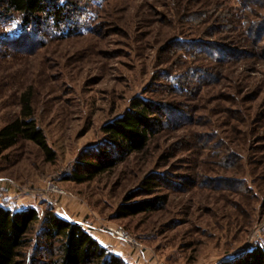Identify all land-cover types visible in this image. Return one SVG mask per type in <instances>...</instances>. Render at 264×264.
<instances>
[{"label":"rangeland","instance_id":"obj_1","mask_svg":"<svg viewBox=\"0 0 264 264\" xmlns=\"http://www.w3.org/2000/svg\"><path fill=\"white\" fill-rule=\"evenodd\" d=\"M58 1L73 2L74 32H50L46 22L7 46L2 39L21 32L19 16L0 19V128L27 96L55 153L46 161L28 141L6 151L0 204L31 194L37 199L14 209L32 206L43 218L51 206L129 264H220L264 248V0ZM134 99L180 113L165 115L146 149L114 169L67 180L85 173L80 163L106 142L103 126ZM150 174L161 181L146 192ZM50 182L65 194L49 193ZM129 195L163 200L117 219ZM111 227L142 250L118 242ZM24 253L26 264H49L35 241Z\"/></svg>","mask_w":264,"mask_h":264},{"label":"trees","instance_id":"obj_2","mask_svg":"<svg viewBox=\"0 0 264 264\" xmlns=\"http://www.w3.org/2000/svg\"><path fill=\"white\" fill-rule=\"evenodd\" d=\"M70 7H73V2L0 0L1 23L16 14L21 31L15 39L9 37L2 39L3 42L7 46L23 44L30 40L33 32L39 33L46 22L51 25L47 24L50 32L54 27L64 32H74L77 24L69 20L67 10ZM131 103L129 110L103 126L106 142L97 149L92 162L80 163L86 166L85 173L71 175L67 180L85 183L114 169L128 156L146 149L150 139L163 128L165 115L175 117L180 113L174 107L167 110L166 105L149 100L134 99ZM20 106L19 115L0 128V158L19 142L28 141L43 152L46 161H53L55 153L35 120L27 96L22 97ZM144 179L141 190L146 192L161 181L151 174ZM133 198L129 195L120 204L115 213L117 219L156 210L158 202L163 200L153 197L132 202ZM34 241L37 250L49 264H129L123 257L103 247L81 223L58 215L51 206L44 209L41 218L32 206L13 210L5 203L0 204V264H26L24 250ZM220 264H264V248L255 247Z\"/></svg>","mask_w":264,"mask_h":264},{"label":"built area","instance_id":"obj_3","mask_svg":"<svg viewBox=\"0 0 264 264\" xmlns=\"http://www.w3.org/2000/svg\"><path fill=\"white\" fill-rule=\"evenodd\" d=\"M0 183L2 184L0 186L1 189H7L8 186L4 180H0ZM46 190L49 193L52 194H65L60 188H58L57 186H55L53 183H48L47 184V188ZM108 232L111 234V236H113L118 242L123 243L124 245L130 246V247H134L136 248L138 251L142 250V245L140 243H138L137 241H134L130 235L128 234V232L123 228V227H111L108 228Z\"/></svg>","mask_w":264,"mask_h":264},{"label":"crops","instance_id":"obj_4","mask_svg":"<svg viewBox=\"0 0 264 264\" xmlns=\"http://www.w3.org/2000/svg\"><path fill=\"white\" fill-rule=\"evenodd\" d=\"M10 199V202L9 204L7 203V206L10 208V209H14V208H17V207H20L22 205H26V204H29L32 202V200H35L37 198H35L33 195L31 194H28V195H20L19 197L18 196H14V195H8ZM39 202V201H38ZM65 217V216H63ZM67 219V218H66ZM70 220V219H69ZM74 221V220H72ZM76 221V220H75ZM74 221V222H75ZM78 222V221H76ZM80 222V221H79ZM95 238V237H94Z\"/></svg>","mask_w":264,"mask_h":264}]
</instances>
